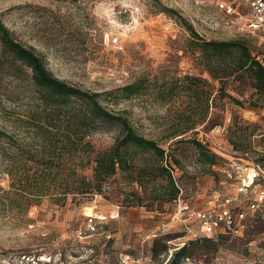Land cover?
<instances>
[{
  "label": "rangeland",
  "instance_id": "374dc122",
  "mask_svg": "<svg viewBox=\"0 0 264 264\" xmlns=\"http://www.w3.org/2000/svg\"><path fill=\"white\" fill-rule=\"evenodd\" d=\"M216 1L0 0L2 23L55 77L99 94L103 106L124 112L138 134L165 150L178 190L175 202L166 201L170 184L153 170L141 172L153 160L134 151L99 195L54 203L70 186L66 178L62 184L48 180L43 196L29 195L47 156L58 159L62 175L71 165L61 143L48 144L34 127L41 104L29 78L7 77L0 82V129L7 134L0 139V264H171L183 246L185 255L172 264H264L260 215L246 220L242 234L213 239L202 237L186 213L176 216L178 206L206 209L217 193L240 199L238 179L228 181L225 173L236 165L260 176L246 197L264 188V101L249 76L223 89L240 104L219 98L220 83L206 70L187 27L207 41L243 39L263 62L264 38L238 34L236 20ZM186 77L204 81L197 86L209 94L205 123L201 107L187 105ZM134 82L140 93L122 99L117 90ZM170 84H176L172 93ZM175 132L183 134L171 139ZM118 134L115 124L99 127L90 137L93 153L76 167L79 176L91 177L94 156ZM192 140L218 157L215 166L202 161Z\"/></svg>",
  "mask_w": 264,
  "mask_h": 264
},
{
  "label": "trees",
  "instance_id": "16d2710c",
  "mask_svg": "<svg viewBox=\"0 0 264 264\" xmlns=\"http://www.w3.org/2000/svg\"><path fill=\"white\" fill-rule=\"evenodd\" d=\"M187 31L190 42L198 50L209 75L220 83L219 98L226 97L240 104L223 89L229 80H242L245 76H249L256 92L264 101V62L252 51L248 42L243 39L207 41L201 39L192 27H187ZM7 77L29 78L41 104L40 112L33 120L34 127L48 144L52 145L58 141L61 143V149L67 154L71 165L69 174L62 175L59 171L61 164L56 162L58 159L47 156L45 169L40 170L30 181L29 195L43 196L46 190L45 183L52 178L54 180L51 181L58 184L65 182V178L70 180L69 188L53 198L54 203L60 206L66 203L69 196L71 201H76L78 198L99 195L103 184L122 166L131 162L134 151H139L147 153L151 161L153 160L151 168L147 165L141 172L153 170L157 176L166 179L172 189L169 193L171 197L166 201H176L178 190L174 186L165 150L156 142L138 134L124 112L114 113L103 106L99 101V94L80 89L55 77L47 68L43 58L33 48L16 40L0 20V82ZM185 79L189 82L185 88L188 94L187 105L192 107L195 104L201 107L198 115L201 122L205 123L208 119L209 94L197 86V83L204 81L194 77ZM175 85L170 84L168 93L175 90ZM141 89L139 83L134 82L120 87L117 92L122 99L129 100L139 94ZM103 124L117 125L119 134L108 150L94 156L91 177H81L77 174L76 167L82 166L84 158L82 156L93 153L90 137ZM182 134L175 132L171 134V139ZM6 137L5 131L0 129V139ZM191 143L202 161L212 167L217 164L218 157L205 145L197 140H192ZM51 167H55L56 170L53 172ZM186 250L185 246L178 249L172 255L171 264L175 263L176 257L184 256Z\"/></svg>",
  "mask_w": 264,
  "mask_h": 264
},
{
  "label": "built area",
  "instance_id": "2783aa9c",
  "mask_svg": "<svg viewBox=\"0 0 264 264\" xmlns=\"http://www.w3.org/2000/svg\"><path fill=\"white\" fill-rule=\"evenodd\" d=\"M215 5L224 15L234 17L238 34L264 38V0H217ZM234 167L235 170L225 173L228 181L238 179L236 189L242 196L240 199L217 193L206 209L194 210L185 205L178 206L176 210V216L183 212L198 222L202 237L213 239L218 234L238 236L245 230L249 217L260 215L264 218V188L254 192L251 198L246 197L252 188L258 186L259 173L248 167Z\"/></svg>",
  "mask_w": 264,
  "mask_h": 264
}]
</instances>
